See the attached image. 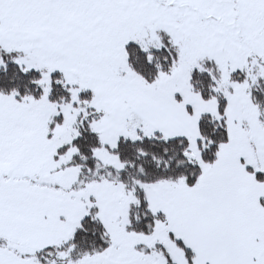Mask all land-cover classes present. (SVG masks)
<instances>
[{
	"label": "snow or ice",
	"instance_id": "snow-or-ice-1",
	"mask_svg": "<svg viewBox=\"0 0 264 264\" xmlns=\"http://www.w3.org/2000/svg\"><path fill=\"white\" fill-rule=\"evenodd\" d=\"M0 264H264V0H0Z\"/></svg>",
	"mask_w": 264,
	"mask_h": 264
}]
</instances>
